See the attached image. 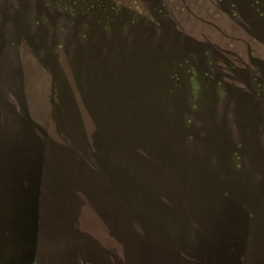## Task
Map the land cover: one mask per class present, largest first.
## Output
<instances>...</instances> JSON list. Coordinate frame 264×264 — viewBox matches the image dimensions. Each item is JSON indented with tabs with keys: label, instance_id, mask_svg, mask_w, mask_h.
<instances>
[{
	"label": "rangeland",
	"instance_id": "374dc122",
	"mask_svg": "<svg viewBox=\"0 0 264 264\" xmlns=\"http://www.w3.org/2000/svg\"><path fill=\"white\" fill-rule=\"evenodd\" d=\"M0 264H264V0H0Z\"/></svg>",
	"mask_w": 264,
	"mask_h": 264
},
{
	"label": "trees",
	"instance_id": "16d2710c",
	"mask_svg": "<svg viewBox=\"0 0 264 264\" xmlns=\"http://www.w3.org/2000/svg\"><path fill=\"white\" fill-rule=\"evenodd\" d=\"M12 216H13V214H12Z\"/></svg>",
	"mask_w": 264,
	"mask_h": 264
},
{
	"label": "bare ground",
	"instance_id": "6f19581e",
	"mask_svg": "<svg viewBox=\"0 0 264 264\" xmlns=\"http://www.w3.org/2000/svg\"><path fill=\"white\" fill-rule=\"evenodd\" d=\"M105 254V253H104Z\"/></svg>",
	"mask_w": 264,
	"mask_h": 264
}]
</instances>
